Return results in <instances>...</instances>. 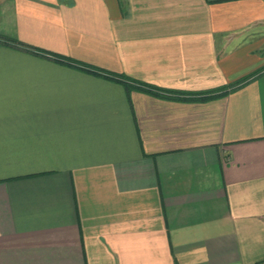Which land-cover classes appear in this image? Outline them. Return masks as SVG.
Returning <instances> with one entry per match:
<instances>
[{"label":"crops","instance_id":"1","mask_svg":"<svg viewBox=\"0 0 264 264\" xmlns=\"http://www.w3.org/2000/svg\"><path fill=\"white\" fill-rule=\"evenodd\" d=\"M0 36L82 63L0 43V264H264V0H0Z\"/></svg>","mask_w":264,"mask_h":264},{"label":"trees","instance_id":"2","mask_svg":"<svg viewBox=\"0 0 264 264\" xmlns=\"http://www.w3.org/2000/svg\"><path fill=\"white\" fill-rule=\"evenodd\" d=\"M0 43L11 45V46L26 50V51L31 52V53L47 56V57L52 58V59H54L56 61L68 63V64H71V65H77V66L80 65V66H82L81 65L82 63H80V62H78L76 60H73L70 57H65V56L50 52V51H46V50L37 48L35 46L29 45V44L24 43V42L19 41V40H9V39H6V38L0 36ZM90 69H91L92 72L99 73V74H104V75H107L108 77H110L112 79H116L118 81H121L122 83H124L128 87V89L134 88L130 84L131 81H130L129 77H127L124 74H117V75L113 74V75H110V74L102 73V71H99L97 69H93V68H90ZM143 86L144 85H140L139 87L137 86V88H141V89L143 88V90H145V91H150V90L154 91V90L150 89L151 88L150 86L149 87L148 86L145 87L146 85L144 87ZM212 92H214V91H212ZM209 97H215V95H205L204 97H202V99H207Z\"/></svg>","mask_w":264,"mask_h":264}]
</instances>
